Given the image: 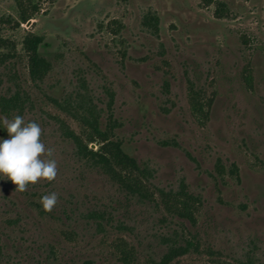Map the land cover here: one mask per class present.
Segmentation results:
<instances>
[{
    "label": "rangeland",
    "instance_id": "obj_1",
    "mask_svg": "<svg viewBox=\"0 0 264 264\" xmlns=\"http://www.w3.org/2000/svg\"><path fill=\"white\" fill-rule=\"evenodd\" d=\"M33 2L0 0V119L39 124L57 171L0 180V264H264V0ZM95 125L141 172L80 151Z\"/></svg>",
    "mask_w": 264,
    "mask_h": 264
},
{
    "label": "clouds",
    "instance_id": "obj_2",
    "mask_svg": "<svg viewBox=\"0 0 264 264\" xmlns=\"http://www.w3.org/2000/svg\"><path fill=\"white\" fill-rule=\"evenodd\" d=\"M0 129L7 133V138L0 137V180H10L16 186L15 190L24 191L28 183L55 178L56 161L50 158L52 150L46 149L40 140L39 124L25 122L17 115L11 120L0 119ZM56 202L55 192L43 195L39 200L44 211H51Z\"/></svg>",
    "mask_w": 264,
    "mask_h": 264
},
{
    "label": "trees",
    "instance_id": "obj_3",
    "mask_svg": "<svg viewBox=\"0 0 264 264\" xmlns=\"http://www.w3.org/2000/svg\"><path fill=\"white\" fill-rule=\"evenodd\" d=\"M17 4L20 6L21 9L26 7V2H28L32 8L31 12H37L38 7L36 4H34L33 0H15ZM31 18L30 14H22L21 15V22H28ZM42 42V38L39 36L30 37L27 38L24 41L25 50L29 55V68H30V74L33 80H42L46 73L49 71L51 64L49 60L42 56L39 53V45ZM3 106H15L20 104V100L17 96H14L11 99H2ZM95 131L98 132V134L102 137L103 145L101 147V150H93L88 145L83 144L77 135H75L73 132H70V137L75 141V143L78 145L81 152L85 154V156L90 157L92 159L97 160L100 163H104L110 170L114 171V165L122 168L123 170L131 171H137L141 172V168L135 158L124 152V150L121 147V144L119 142H114L108 139L107 135L104 132H101L97 125L94 126ZM125 177V176H124ZM131 182L132 188L137 189L138 192L141 189H144V186L142 185V181H138L137 178L128 176L127 180ZM185 203V202H184ZM186 206V204H184ZM184 210L180 213L182 216L188 217L189 219L193 220V212L187 207L183 208ZM126 254V253H125ZM178 254L177 251L172 250L169 253H167L159 262L156 264H168L172 258H174ZM130 255L127 254L124 256L125 262L127 264L131 263V260L129 259Z\"/></svg>",
    "mask_w": 264,
    "mask_h": 264
},
{
    "label": "water",
    "instance_id": "obj_4",
    "mask_svg": "<svg viewBox=\"0 0 264 264\" xmlns=\"http://www.w3.org/2000/svg\"><path fill=\"white\" fill-rule=\"evenodd\" d=\"M30 23V22H29Z\"/></svg>",
    "mask_w": 264,
    "mask_h": 264
}]
</instances>
